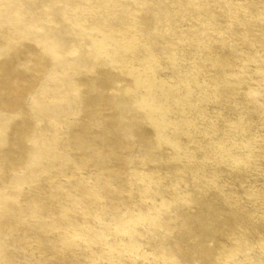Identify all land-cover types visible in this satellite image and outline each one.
<instances>
[{
    "label": "rangeland",
    "instance_id": "rangeland-1",
    "mask_svg": "<svg viewBox=\"0 0 264 264\" xmlns=\"http://www.w3.org/2000/svg\"><path fill=\"white\" fill-rule=\"evenodd\" d=\"M0 264H264V0H0Z\"/></svg>",
    "mask_w": 264,
    "mask_h": 264
}]
</instances>
